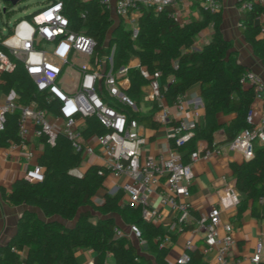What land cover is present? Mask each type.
Instances as JSON below:
<instances>
[{
  "label": "trees",
  "instance_id": "trees-1",
  "mask_svg": "<svg viewBox=\"0 0 264 264\" xmlns=\"http://www.w3.org/2000/svg\"><path fill=\"white\" fill-rule=\"evenodd\" d=\"M5 1L3 12L8 18L12 13L11 2ZM62 2L70 28L90 36L99 54L106 53L114 45V68L135 57L149 73L159 71L160 86L168 102H175L188 88L198 84L203 117L202 121L193 122L192 135L178 148L183 152L182 161H186L187 154L195 149L198 140L204 141L209 148L216 146L213 141L215 130L223 128L224 141H229L246 126L254 90L239 82L245 66L238 62L231 39L221 32L220 10L211 12L201 7L199 19L179 22L171 6L161 9L142 7L133 32L124 27L121 17L114 23L99 0ZM38 9L25 18L32 17ZM261 10L260 5L253 3L250 10L240 11L239 27L244 39L264 64V39L259 36V27L253 20ZM208 24L212 26L208 42L195 49L196 36ZM104 42L106 48L102 46ZM0 49L5 50L1 42ZM127 76L128 84L123 92L134 102L136 110L126 107L125 111L129 117L156 127L153 115L158 106L155 103L151 104L147 115H140L137 109L143 95L142 86L148 79L140 74L138 68H130ZM0 91L11 94L16 104L34 100L39 107L51 110L18 63L11 71L0 75ZM217 113L232 114L233 117L220 124ZM18 117L17 111L5 112L0 148L20 142ZM84 122L81 132L85 137L106 132L93 116L85 117ZM38 139L42 150L36 163L42 168V179L28 181L19 177L9 190L0 186V195L10 204L36 206L43 217L36 216L31 210L20 214L15 233L0 245V264H77L75 252L80 248L93 249L92 264H105L108 254L113 257L114 264H204L202 254L194 248L187 250L189 260L185 263L167 261L166 256L177 233L169 234V243H162L167 233L164 226L145 220L138 207L122 204L121 189L113 194L103 190L108 173L99 164H89L80 175L71 173L72 168L80 167L83 158L80 152L73 150L64 134L58 133L53 144L47 143L44 137ZM230 168L234 187L240 195L236 203V218L248 208L252 217L264 219V145L255 147L250 159L230 162ZM98 195L101 197L99 202L95 199ZM116 217L125 224L137 226L150 255L139 252L128 238L114 234ZM180 228L191 229L192 225Z\"/></svg>",
  "mask_w": 264,
  "mask_h": 264
},
{
  "label": "built area",
  "instance_id": "built-area-1",
  "mask_svg": "<svg viewBox=\"0 0 264 264\" xmlns=\"http://www.w3.org/2000/svg\"><path fill=\"white\" fill-rule=\"evenodd\" d=\"M177 1L179 0H99L116 17H125L131 11L139 14L142 7H172ZM197 1L203 9L211 12L221 8L220 0ZM253 3L262 7L253 20L264 39V0H238V9L250 10ZM0 42L5 48L0 49V75L11 71L18 63L35 91L42 94L45 104L51 107V110L39 107L34 100L20 105L11 97L6 98L0 104V130L3 128L5 112L17 111L20 138L18 145L24 146L29 135L44 137L47 143L53 144L58 133L64 134L73 150L80 152L82 158L94 156L96 164L103 167L112 179L118 180L109 191L113 194L121 189L122 204L138 207L141 216L155 224L162 222L159 207L171 210V220L163 225L167 233L162 243L170 241L169 234L182 232L180 227L188 224L191 213L188 197L193 176L192 163L201 157L219 153L221 149L216 146L196 147L189 153L188 160L182 161L178 148L192 135L193 121L179 118L167 133L171 143L168 153L142 158L141 147L145 138L138 132L137 120L129 117V113L125 111L126 107L136 110L134 102L123 92L131 67L127 62L114 68V45L106 53L99 54L95 50V41L90 36L72 30L63 13L62 0H50L31 19L17 20L7 35L0 38ZM104 43L102 46L106 48V42ZM136 68L148 79V90L143 98L158 106L155 119L160 123L166 122L168 116L163 104L165 95L160 86L159 71L149 73L139 64ZM239 82L253 87L254 98L246 115V126L236 132L227 145L239 153L243 160H248L253 156L255 147L264 145V78L254 70L244 68ZM254 101L262 104L257 117ZM174 104L178 110H182V97L178 96ZM89 116H93L106 132L85 137L81 131L85 117ZM95 145L97 149L94 148ZM32 155L33 152H27V157ZM70 172L80 175L82 171L72 168ZM22 177L28 181L41 180V166L36 162L31 164L25 168ZM222 193V196L227 197L226 202L236 205L239 193L233 181L226 185ZM154 200H157V205H154ZM219 213L220 207L213 205L198 220V226L203 231L205 250L213 252L216 264H240V258H228L235 242L233 228L229 222L221 223ZM127 228L128 232H124L115 226L114 234L126 238L131 234L138 239L140 245L145 244L135 224H127ZM184 246L185 251L175 259L177 263L187 262V250L194 247L191 239H186ZM261 249V241H257L249 259L252 264L259 263ZM84 264H92V261Z\"/></svg>",
  "mask_w": 264,
  "mask_h": 264
},
{
  "label": "crops",
  "instance_id": "crops-1",
  "mask_svg": "<svg viewBox=\"0 0 264 264\" xmlns=\"http://www.w3.org/2000/svg\"><path fill=\"white\" fill-rule=\"evenodd\" d=\"M221 8V22L220 29L224 37L231 39L232 49L237 52V60L245 68H250L259 73L264 78V64L253 52L250 44L244 39L239 27L238 0H220ZM201 5L197 0H179L172 6L173 13L179 22H188L191 19L200 18ZM110 17L114 23L118 22V17L113 11H109ZM138 14L131 11L125 17H121L122 24L125 28L136 30V20ZM256 23V21H254ZM257 24V23H256ZM212 33V26L208 24L196 36L194 41V48L198 49L203 44L207 43ZM260 37L261 34H259ZM139 62L138 59L132 57L128 60V65L131 68H136ZM128 84V83H127ZM127 86V85H126ZM249 86V85H243ZM147 83L142 86L143 94L147 92ZM11 97V94H6L0 91V104L6 98ZM183 109L178 110L176 105L166 100L163 104L167 110L168 119L164 123H160L155 119L156 112L153 118L157 121L156 127H150L140 121L138 122V132L145 138L141 147V157H156L159 154H167L171 143L168 141L167 133L170 128L176 123L179 118H186L188 120L202 121L203 105L202 98L199 94L198 84L192 85L182 95ZM145 102V105L143 104ZM150 100L142 98L139 103L138 112L140 115H147L151 104ZM254 111L256 117L261 112L262 104L260 101H254ZM233 117L232 114L217 113L216 118L220 124L227 123ZM225 134L223 128H219L213 132V141L217 143L216 147L221 150L219 153H212L207 157H201L192 163L193 176L190 183V196L188 200L191 204V213L187 225H192L191 229L183 230L177 233L176 239L173 241L168 254L167 261L174 263L175 259L185 251L184 243L186 239H191L193 248L197 249L202 254V261L204 264H216L213 258L212 251L205 250L203 241V231L198 226V220L203 217L209 208L213 205L220 207V221L221 223H231L234 237V245L228 255V258H240V264H252L250 257L253 254L254 247L257 241H261L262 249L260 261L258 264H264V219H257L250 215L247 208L237 219L236 205L229 204L227 197L222 196V190L226 185L233 181L230 162L243 160L241 155L228 147V141H224ZM209 148L204 141H196L195 148ZM258 147V146H257ZM97 149V145L94 147ZM42 150V144L39 139L29 135L28 140L24 146L18 144H11L7 147L0 148V186L9 190L13 181L23 176L26 167L36 162L38 154ZM33 152L31 157H27V152ZM182 151L180 155L182 156ZM190 153V152H189ZM187 159L188 160V155ZM96 163L94 156H87L86 161L80 165L81 171L89 164ZM82 166V168H81ZM79 169V170H80ZM118 180L112 179L107 175L103 190L110 193L109 189ZM240 197V195H239ZM98 202L101 201L100 195L96 196ZM95 198V199H96ZM223 198V199H222ZM221 199L224 201L222 204ZM154 205H157V200H154ZM162 214L161 225H166L172 218V212L168 207H159ZM24 210H31L36 216L42 218V212L36 207L25 203L10 204L5 202L0 195V245L7 242L15 233L17 221L20 214ZM117 226L124 232H128L127 224L123 223L116 217ZM71 221H69L70 223ZM155 224V223H154ZM159 224V223H156ZM127 238L132 242L137 250L144 254H149L146 244L140 245L138 239L131 234ZM169 243V242H168ZM192 248V249H193ZM150 255V254H149ZM94 251L91 248H80L75 252L77 264H84L93 259ZM105 264H114L113 257L108 254L105 258Z\"/></svg>",
  "mask_w": 264,
  "mask_h": 264
},
{
  "label": "rangeland",
  "instance_id": "rangeland-1",
  "mask_svg": "<svg viewBox=\"0 0 264 264\" xmlns=\"http://www.w3.org/2000/svg\"><path fill=\"white\" fill-rule=\"evenodd\" d=\"M9 1L11 2L10 4H11L12 13L7 18L3 12V7L6 1L0 0V36L1 37L7 35L8 31H10V28H12L13 24L17 20L21 18H25V15L30 14L34 10L40 8L42 3L46 0H9ZM29 19H31V17ZM143 104L145 105V102H143ZM255 144L257 143L255 142ZM85 161H86V157L83 158V163ZM97 200L98 198H96V201ZM92 212L97 215V212L95 210H92Z\"/></svg>",
  "mask_w": 264,
  "mask_h": 264
},
{
  "label": "water",
  "instance_id": "water-1",
  "mask_svg": "<svg viewBox=\"0 0 264 264\" xmlns=\"http://www.w3.org/2000/svg\"><path fill=\"white\" fill-rule=\"evenodd\" d=\"M135 32V31H134ZM249 86H251V85H249Z\"/></svg>",
  "mask_w": 264,
  "mask_h": 264
}]
</instances>
